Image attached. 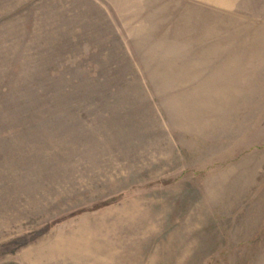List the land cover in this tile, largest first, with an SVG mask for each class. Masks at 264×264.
Returning <instances> with one entry per match:
<instances>
[{
  "label": "rangeland",
  "instance_id": "obj_1",
  "mask_svg": "<svg viewBox=\"0 0 264 264\" xmlns=\"http://www.w3.org/2000/svg\"><path fill=\"white\" fill-rule=\"evenodd\" d=\"M0 264H264V0H0Z\"/></svg>",
  "mask_w": 264,
  "mask_h": 264
}]
</instances>
